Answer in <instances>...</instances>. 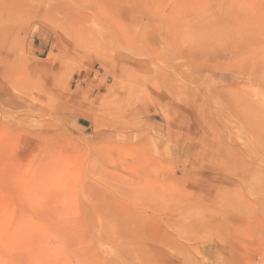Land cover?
Segmentation results:
<instances>
[{"label": "rangeland", "instance_id": "rangeland-1", "mask_svg": "<svg viewBox=\"0 0 264 264\" xmlns=\"http://www.w3.org/2000/svg\"><path fill=\"white\" fill-rule=\"evenodd\" d=\"M0 264H264V0H0Z\"/></svg>", "mask_w": 264, "mask_h": 264}]
</instances>
